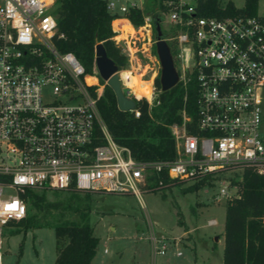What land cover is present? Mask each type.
Listing matches in <instances>:
<instances>
[{
	"label": "built area",
	"instance_id": "1",
	"mask_svg": "<svg viewBox=\"0 0 264 264\" xmlns=\"http://www.w3.org/2000/svg\"><path fill=\"white\" fill-rule=\"evenodd\" d=\"M121 1L106 0L114 15L112 38L127 62L137 65L118 70L120 82L127 96L151 106L153 81L141 78L150 85L146 96L128 85L139 66L137 52L143 51L118 39L121 24L130 22L124 14L142 8ZM226 3L219 0L222 7ZM54 5V0H0V264L4 229L27 217L28 191L141 198L161 185L151 176L165 172L189 185L225 181L216 194L222 198L236 194L234 182L241 181L246 167L264 172V113L257 93L264 88V17L201 15L200 0H159L156 9L168 25L164 39L176 50L178 82L185 85L195 77L197 105L194 115L182 108L180 122L169 126L173 159L138 161L113 139L98 110L106 82L86 73L73 53L57 49L54 38L63 34ZM152 23L153 15L146 13L141 26L132 25L130 37L144 38L143 29L150 41ZM130 112L139 117L136 108ZM229 187L234 191L228 193ZM151 241L155 252L165 254L164 242L154 236Z\"/></svg>",
	"mask_w": 264,
	"mask_h": 264
},
{
	"label": "trees",
	"instance_id": "2",
	"mask_svg": "<svg viewBox=\"0 0 264 264\" xmlns=\"http://www.w3.org/2000/svg\"><path fill=\"white\" fill-rule=\"evenodd\" d=\"M151 1L155 35L154 19L160 18L159 8L156 9L159 0ZM54 4L53 13L57 30L63 34L62 37L54 38L58 50L73 53L84 66L86 73L97 75L100 83L104 81L98 75L95 66L97 44L103 45L107 56L118 70L126 67L127 57L121 46L112 38L114 15L108 11L106 0H54ZM257 4L258 0H244L240 8L232 2H227L222 7L219 0H200L199 11L201 15L256 16ZM145 14L142 9L130 8L124 16L134 27H139L143 24ZM163 22L160 18V25ZM113 24L116 27L118 21ZM120 28L131 29L126 23ZM162 32L165 37L166 30L163 29ZM167 44L176 66V50L170 42ZM153 52L156 54L155 45ZM159 76L160 72L154 78L156 97L153 105L149 106L146 100L128 95L135 102L139 117H135L130 111L118 109L115 94L107 84L97 101L98 110L113 139L120 145L128 147L138 161L173 159L175 144L169 126L180 122L179 112L182 108L194 115L197 105L195 77L185 85L178 82L169 90L162 91ZM123 90L127 95V90L125 88ZM151 180L155 183L161 181V185L153 190L181 187L184 184L183 181L169 178L165 172L154 173ZM234 183L236 194L225 203L222 264H264V172L258 173L252 167H246L241 181ZM205 185L211 184L201 180L181 187V191L183 193L197 191ZM45 192L26 193L28 215L24 220L12 223L14 228L10 230V235L21 229L25 231L27 228L48 226L50 223L46 218L54 213L66 212L75 215L76 220H62L54 226L56 239L54 264H91L99 242L93 226L89 223L92 194L71 189L66 191L70 193L66 201L49 202L46 200ZM31 210L36 211V214L30 215Z\"/></svg>",
	"mask_w": 264,
	"mask_h": 264
},
{
	"label": "rangeland",
	"instance_id": "3",
	"mask_svg": "<svg viewBox=\"0 0 264 264\" xmlns=\"http://www.w3.org/2000/svg\"><path fill=\"white\" fill-rule=\"evenodd\" d=\"M128 1L137 3L144 12L153 15L151 0ZM221 1L232 2L238 8L244 4V0ZM256 13L264 17V0H258ZM151 26L150 41L143 29L140 32L144 38L137 33L138 40L130 37L132 29L123 28L118 34L121 45L126 44V39L133 50L135 46L143 51L137 52L139 66L132 71L135 77L142 74L138 78L140 81L142 78L154 82L160 72L158 57L153 52L155 35ZM161 28L167 30V23L163 22ZM125 50L129 52L128 48ZM126 57L128 59V55ZM175 64L177 66V61ZM131 65H137L135 60L128 61L126 67L131 69ZM136 82L131 76L129 87H135ZM257 93L264 113V88ZM261 133L264 135V120ZM225 183L216 181L197 191L183 193L181 187L189 186L184 183L181 187L143 192L141 198L126 194L91 193L89 223L99 240L91 264H222L225 203L230 197L219 198L216 194ZM226 190L228 193L234 191L232 187ZM69 194L52 191L45 192V197L49 202H64ZM29 214H36V211L31 210ZM46 219L50 223L48 226L21 229L13 235H10V230L4 229L3 264H54V226L62 220H76L77 217L61 212ZM212 220L214 224H210ZM151 236L164 242L165 254L153 250ZM162 242H158V247Z\"/></svg>",
	"mask_w": 264,
	"mask_h": 264
},
{
	"label": "water",
	"instance_id": "4",
	"mask_svg": "<svg viewBox=\"0 0 264 264\" xmlns=\"http://www.w3.org/2000/svg\"><path fill=\"white\" fill-rule=\"evenodd\" d=\"M154 29L156 54L160 63L159 80L162 91H166L178 83L179 75L175 68L169 46L164 39L160 18L154 19ZM95 66L100 78L105 81L114 92L118 109L120 111L134 110L135 102L125 94L120 82L118 68L107 56L101 43L95 46Z\"/></svg>",
	"mask_w": 264,
	"mask_h": 264
},
{
	"label": "bare ground",
	"instance_id": "5",
	"mask_svg": "<svg viewBox=\"0 0 264 264\" xmlns=\"http://www.w3.org/2000/svg\"><path fill=\"white\" fill-rule=\"evenodd\" d=\"M126 75L129 76L128 73H126ZM139 75L141 74H138L137 77L135 76L132 77L135 78L137 82L135 87H130V88L133 90L134 93H137L139 96H146L150 92V85L147 82L145 83L144 81H140V79L138 80ZM88 81L90 82V79Z\"/></svg>",
	"mask_w": 264,
	"mask_h": 264
},
{
	"label": "crops",
	"instance_id": "6",
	"mask_svg": "<svg viewBox=\"0 0 264 264\" xmlns=\"http://www.w3.org/2000/svg\"><path fill=\"white\" fill-rule=\"evenodd\" d=\"M126 24L129 25L130 28L133 27L132 24H131L130 22H128V23H126ZM121 25L123 26V25H125V23H124V24H121ZM132 77H134V76H132Z\"/></svg>",
	"mask_w": 264,
	"mask_h": 264
}]
</instances>
